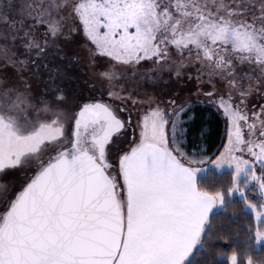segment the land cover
Listing matches in <instances>:
<instances>
[{"label": "snow or ice", "instance_id": "snow-or-ice-1", "mask_svg": "<svg viewBox=\"0 0 264 264\" xmlns=\"http://www.w3.org/2000/svg\"><path fill=\"white\" fill-rule=\"evenodd\" d=\"M0 264H264V0H0Z\"/></svg>", "mask_w": 264, "mask_h": 264}, {"label": "trees", "instance_id": "trees-1", "mask_svg": "<svg viewBox=\"0 0 264 264\" xmlns=\"http://www.w3.org/2000/svg\"><path fill=\"white\" fill-rule=\"evenodd\" d=\"M75 72H78L80 75H83V72L80 69H74ZM200 111L207 112L208 110L206 108H203L202 106H198ZM200 111L197 112V114H200ZM211 128V139L212 140H218L220 134L223 131V117H213V120L210 124ZM222 247H227V244L224 242H221Z\"/></svg>", "mask_w": 264, "mask_h": 264}]
</instances>
